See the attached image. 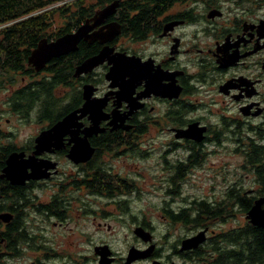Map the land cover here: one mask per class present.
I'll return each mask as SVG.
<instances>
[{
	"label": "flooded vegetation",
	"instance_id": "af4514ba",
	"mask_svg": "<svg viewBox=\"0 0 264 264\" xmlns=\"http://www.w3.org/2000/svg\"><path fill=\"white\" fill-rule=\"evenodd\" d=\"M263 6L260 0L178 1L156 17V23L154 24L156 30L154 31L152 28V32L144 37H136L129 33L124 34L120 22L113 18L115 13L106 18L102 25L106 22L117 21L121 25L119 34L105 44L98 41L89 43L81 40L78 47L81 42L89 45L97 44L99 46L98 51L86 57L82 56L71 73L64 77L62 84L57 86L63 89L77 85L76 94L71 101H68L71 105H76L72 110L81 108L85 102L83 95L85 85L93 87L92 97L94 99L106 98V103L102 108L104 118L100 119L98 123L99 131L87 137L89 145L93 148V153L85 162L75 163L70 160L68 152L73 143L69 141L71 135L68 134L62 138L61 148L51 146L49 150L35 153V138L41 132L48 130L58 120L55 122L48 119L38 120L39 130L23 143L16 140L6 144L0 143V179L4 184L2 189L6 187L7 190L14 191L18 189L20 192L16 197H11V192L8 191L7 194H4V192L0 194V215L3 216V218L0 216V232L2 233L6 225L16 217L20 221H24V227L25 225L28 226V221L36 215L46 219L45 221L54 217L56 221L53 224L62 226L64 217L58 219L54 215L48 214V207L51 205L50 200H52L53 194L58 191H78L81 192V196L84 191H110L108 196L103 192L94 196L97 199L104 198L105 205L120 208L121 213H126L130 208L128 203L130 196H136V193L143 190L138 181V177L141 175L137 171L139 164L129 165L128 161L147 160L151 156L152 153L146 149V144H149L152 137H148L147 132L151 122H155V124L159 123L160 138H164L161 144L166 145L161 153L162 159L175 154L176 158L170 165L171 167L174 166L175 174L179 170H182L184 175V172H193L197 169L202 171L213 169L219 173L218 176L226 177L219 179L222 186L226 183L223 193L228 189H232L237 191V196L236 198L232 196L230 199L228 198L229 200L226 197L220 199L217 196L211 199H199L209 206L220 204L221 215L214 218L207 217L205 223L196 229L192 228L187 236L178 240L177 246L171 248L169 253L163 250L159 242L154 241L153 229L149 223L147 224L145 213L140 212L141 216H138L139 214L131 215L135 222L134 228L141 227L151 233V241L145 242L140 238L141 243L144 242V246L136 249L145 250L151 244H154V249L149 256L137 260L147 261L150 264L153 261L160 264H171L174 262L172 258L176 256L184 263L189 260L200 263V260H196L198 258L192 257L194 255L192 252L202 247L206 252L205 255H207L206 258L203 257V260H205L203 264H214L217 257L215 247L219 246L220 243L223 246L220 250L225 252L222 257L228 259L236 257L232 254L238 253V248H236L238 240L224 238L228 237L233 231L241 229L243 225H235L222 232H217L213 225L216 222L226 223L229 219L236 220L237 217L234 216L239 211L242 212L238 200L244 195L242 179L236 177L229 180L231 183L227 184L226 182L227 162L223 159L227 158L228 145L232 144V149L236 151L234 153L241 155V157H244L245 145L250 143L264 145V9L261 13L259 12ZM92 16L86 18L77 27L84 24ZM100 26H97L94 30ZM121 37L127 38L132 44L139 45L146 44L149 40L155 42L156 39L159 40V49L151 54H147L145 50L143 52L136 51L132 47L125 49V47L118 44ZM107 44L113 48V53H125L128 56L140 58V62L137 61L138 64L148 61L146 63V74L159 72V90H163L165 84L175 81V85L180 88L178 95L169 98L150 94L148 97L137 98L143 92L146 80L142 78L138 68L131 65L127 67L123 79L126 92H129L128 90L132 91V98L129 101L123 98L122 100L121 94L116 95L120 86H110L111 80H107L105 77L110 67L106 61L91 71L83 72L78 76L74 75L77 65L88 57L97 54ZM73 52L75 51L61 57H64L65 62L71 61L73 56L70 55ZM42 70L39 71L42 72ZM21 81V86L24 87L28 84L29 78L22 77ZM103 82H106L104 88L99 86ZM21 86L14 89L11 85L15 91L20 89ZM66 96L68 95L57 97L64 100ZM155 102H159V117L156 118H154ZM140 104L142 106L136 108ZM7 105L9 111L17 115L18 122L30 121L31 113L35 109H25L23 105L17 108L16 105H12L10 102ZM1 111L0 109V116ZM78 122L81 123V126L78 127L77 134L82 137L88 130L86 128L92 124L89 114L80 118ZM194 123H196L197 128H202L200 136H197L199 138L184 134L189 125ZM163 133L168 135L163 137ZM1 135L10 137L9 132H7V135L1 133L0 137ZM11 137L14 138L15 134L11 133ZM107 139L113 140L108 145V151L98 146L101 142L99 140ZM149 148L151 149V147ZM13 152L23 154L24 159L32 156L36 163L42 166V169L53 167L40 172L39 174L43 175L40 178H28L22 184H12L5 177H1V174L6 158ZM217 156L223 159L215 162L211 161L212 158ZM64 161L73 168L68 170L69 172L62 166ZM94 165L95 167H92ZM131 165L132 168L135 167V170L130 168ZM243 166L244 158L243 164L237 166V170L241 171L242 168H245ZM89 167L93 168L91 173L87 172L90 170ZM26 172L30 173L31 169L27 168ZM88 180L93 181L94 184L90 186L87 182L85 183ZM173 184L175 185V183ZM256 189L255 186L246 191V194L252 195L256 193ZM36 191L42 192L43 196L44 193H47L48 199H40ZM263 195L256 194L255 198ZM63 196L68 198L65 193H63ZM71 197L75 200L80 199V197ZM68 201L69 198L64 200V203ZM95 202L97 203V201ZM172 202L168 204L167 201L165 203L162 201L160 209L158 207V213L160 210L162 219L165 221L180 224L179 222L170 221V213L177 214L183 210L182 207L178 208L179 206H176V204L171 205ZM163 203L165 207H162ZM42 207L47 211L37 214L36 209ZM121 207H125V209L123 210ZM188 207H190L189 212L194 214L192 201L184 206V208ZM245 220L247 219L245 218ZM98 225L100 226L101 223H98ZM201 230L205 231L206 239L204 242L197 248L180 251L181 240L193 236ZM219 237L223 239L220 240ZM96 257L99 260L98 255ZM111 257L115 259H113L114 262L117 261V257H114L113 252ZM126 257L122 259L123 262L120 261V264H124ZM137 260H134L131 264H136Z\"/></svg>",
	"mask_w": 264,
	"mask_h": 264
},
{
	"label": "rangeland",
	"instance_id": "374dc122",
	"mask_svg": "<svg viewBox=\"0 0 264 264\" xmlns=\"http://www.w3.org/2000/svg\"><path fill=\"white\" fill-rule=\"evenodd\" d=\"M67 1V0H65ZM65 1H58L52 4L49 8H55L61 6ZM261 5H264V0H260ZM264 9V6L259 11L260 13ZM55 24L52 28L58 27L63 22V18L58 15L55 16ZM158 42V43H155ZM155 42L149 40L146 44L131 43L127 38L121 37L119 39V46L127 48H133L136 51L145 52L147 54L154 53L156 49H159V40L155 39ZM155 48V49H154ZM22 77H16L13 84L0 87V130L1 133L7 135L10 133V137L1 135L0 143L6 144L13 141L23 143L26 139L33 134H36L39 130L40 124H38L39 110L33 109L30 117V121L18 122L17 115L9 111L7 105L9 94L13 93L14 89L22 85ZM18 78V80H17ZM17 80V81H16ZM105 83L100 84V87H105ZM12 85V87H11ZM77 85L69 86L68 88H56L57 96L68 95L61 102L67 103L71 101L72 97L76 94ZM66 89V91H64ZM154 106L156 111L154 112V118L159 117V102H155ZM8 119V121H6ZM41 121V120H40ZM39 121V122H40ZM159 123L155 124L151 122L148 126V137H152L149 144H146V149L151 154L146 159L142 160H129L128 164H139L137 171L141 174L138 177V181L141 184L143 190L136 193V196H130L129 209L126 213H121L120 208H116L111 205H105V199L88 194L84 191L82 196L81 192H65V195L69 196L70 204L68 209L65 210V217L61 225H54L56 221L54 217H51L47 221L41 216H34L28 222L29 230L32 231V237L28 243L23 244L20 247V252L16 255H9L5 253L2 255L0 264H98L97 255L93 251L95 245L107 244L109 249L114 253V257H117L116 262L111 264H120V261L126 257L128 249L141 248L144 246V242L135 236L132 232L134 228V219L131 215L145 213L147 224L152 227L153 239L163 247L166 253L171 251V248L177 246L178 240L187 236L192 228L196 229V225H182L178 223H170L162 219V214L159 210L162 201H167L168 204L179 206L181 208L187 205L190 201L198 199H211L214 196L223 198L224 184L219 182V179L225 176H218V172L213 169H207L202 171L200 169L184 172L181 179L175 178L174 166L170 165L175 160V154H171L169 158L162 159V151L165 148V144H161L164 139L160 138ZM0 133V134H1ZM11 133L15 134V137H11ZM164 135H168L163 133ZM167 137V136H165ZM159 142V143H158ZM151 147V149L149 148ZM233 145H228L227 158L223 159L220 156L212 158L211 161L223 159L227 162V184L231 183L236 177L242 179L244 190L248 191L255 187L252 181V175L245 169L237 170V166L243 164V157L238 155L232 149ZM235 147V145H234ZM177 155V153H176ZM222 155V154H221ZM168 159V160H167ZM167 160V162H166ZM62 166L66 168V171L72 170L65 161ZM131 169L132 165L130 166ZM243 172V173H242ZM234 173L233 175H231ZM68 174V173H67ZM215 174V175H214ZM236 174V175H235ZM247 174V175H246ZM133 176H135L133 174ZM175 183V185L173 184ZM215 189V190H214ZM169 192H168V191ZM40 199L47 200V193L36 191ZM252 195H256L253 193ZM80 197L79 200H75L73 197ZM96 199V200H94ZM81 200H83L81 202ZM97 201V203L95 202ZM164 203L162 207L164 206ZM165 207V206H164ZM235 211V210H233ZM236 213V211H235ZM38 214V213H37ZM138 216H141L139 214ZM245 213L238 212L234 217L236 220H228L226 223L216 222L213 228L218 232L225 231L232 226L244 225ZM233 217V218H234ZM98 223H101L99 226ZM204 258L207 255L203 256ZM115 260V259H114ZM172 260L179 264H203L205 260L200 263L193 261H186L185 263L179 257H173ZM124 260H122L123 262ZM136 264H150L147 261H136Z\"/></svg>",
	"mask_w": 264,
	"mask_h": 264
},
{
	"label": "trees",
	"instance_id": "16d2710c",
	"mask_svg": "<svg viewBox=\"0 0 264 264\" xmlns=\"http://www.w3.org/2000/svg\"><path fill=\"white\" fill-rule=\"evenodd\" d=\"M58 1L61 0H0V87H5L10 83L13 84L16 77H28V84L24 87L21 86L16 91L14 90L8 96V102L16 105L17 108L22 105L25 106V109L35 108L39 110L38 120L48 119L51 122L59 120L74 106L76 107V105H71L70 102L63 104L55 94L54 89L62 84L64 77L71 73L82 56L86 57L96 53L99 46L81 42L78 50L71 53L70 56H73L71 61L65 62L64 57L53 58L46 64L42 72H36L31 65L27 64V58L31 50L43 37L50 40L72 32L86 18L92 16L96 9H100L114 0H62L65 2L61 6L49 8ZM178 1L183 0H119L113 18L120 22L124 34L129 33L136 37H144L152 32V28V30H156V27H154L156 17ZM56 15L63 18V22L60 26L52 28L55 24ZM99 141L101 142L98 146L108 151V145L113 140ZM243 158V167L252 175V181L257 187L256 194H264V145L254 143L245 145ZM92 167H95V165ZM92 167H89L88 173H91ZM174 176L176 179H181L183 177L182 170H179ZM86 182L90 186L94 184L90 180ZM2 185L4 184L0 179V194L11 192V197L20 194L18 189L14 191L7 190L6 187L2 189ZM243 191L244 195L238 200L242 212L246 214L255 195H247L244 188ZM101 192L107 194V196L108 193L110 194V191H88V194L95 195ZM63 193L65 192H55L52 200H50L51 205L48 207V214L54 215L58 219L65 217L64 210L68 209V203H70L69 201L64 203V200H68L69 196L66 198ZM232 196L236 198L237 191L228 189L223 198L230 199ZM192 203L194 204V214L189 212L190 207L184 208L183 206L181 212L177 214L170 213V221L179 222L184 226L196 225L198 227L205 223L207 217L214 218L222 213L219 210L221 208L220 204L209 206L199 199L193 200ZM121 208L125 209V207ZM42 211L47 210L43 207L36 209L38 214ZM23 225L24 221H20L16 217L6 225L2 233L0 232V260L5 253L16 255L20 252L19 248H22L20 243L26 244L33 239L30 228L27 225L23 227ZM219 238L220 240L223 239L222 237ZM229 238L238 240V246L236 247L238 253L232 254L236 257L229 256L231 259L222 257L225 252L220 250L223 248L222 243H220L219 246L215 247L217 257L214 264H264L263 227L253 226L246 220L241 229L233 231L224 239ZM192 254H194L193 258H198L196 260L203 261L206 252L202 247H199Z\"/></svg>",
	"mask_w": 264,
	"mask_h": 264
},
{
	"label": "water",
	"instance_id": "95a60500",
	"mask_svg": "<svg viewBox=\"0 0 264 264\" xmlns=\"http://www.w3.org/2000/svg\"><path fill=\"white\" fill-rule=\"evenodd\" d=\"M118 5L119 0H114L104 5L95 11L93 16L87 19L84 24L80 25L72 32H68L52 40H49L46 37L41 38L37 45L31 50L27 58V64L33 66L36 71H39L42 70L53 58H58L72 51H76L78 43L81 40L89 43L98 41L101 44L111 41L117 34H119L121 25L117 21L106 22L104 25H102V23L105 22L106 18L115 13ZM97 26L100 27L94 30ZM112 51V47L108 44L104 45L97 54L88 57L81 64L77 65L74 75L78 76L83 72L91 71L106 61L110 67L105 74V77L107 80H111L110 86H120L116 95L121 94V99L123 98L124 100L129 101V99L132 98V91L130 92V90H128L129 92H126V86L123 79L125 78L124 76L127 67L131 65L134 68H138V71L142 74V78H145L146 80L144 90L137 98L148 97L150 94L169 98L178 95L180 88L175 85V81L165 84L163 87L164 89L159 90V72L157 73L154 71L155 73L151 72L146 74V63L148 61L138 64L137 61L140 62V58L128 56L125 53H113ZM92 89L93 87L91 85H85L83 92L85 102L82 107L68 112L48 130L41 132L35 138V153L49 150L51 146L61 148L62 138L68 134L71 135L69 141L73 143L68 152L69 159L75 163H79L85 162L91 157L93 148L89 145L87 137L96 134L99 131L98 123L100 119L104 118L102 115V108L106 103V98H101L100 100L94 99L92 97ZM140 106L142 105H137L136 108ZM86 114H89L92 124L86 128L88 130L85 132V135L81 137L77 134L78 127L81 126V123L78 122V120ZM201 129L202 128H197L196 123H194L189 125L187 130L184 131V134L190 137L196 136V138H199L197 136H200ZM34 161L35 160L32 156L24 159L23 154L13 152L6 158L1 177H5L12 184H22L24 180L28 178H40L43 176L39 174L40 172L53 167L50 166L42 169V166L38 165L36 161L34 163ZM27 168L31 169L30 173L26 172ZM0 216L3 218L2 215ZM245 218L254 226L264 227V195L254 199L252 205L245 214ZM134 234L145 242L151 241V233L141 227H135ZM205 239V231L201 230L193 236L182 239L179 249L180 251H183L197 248ZM153 249L154 244H151L145 250L130 248L124 264H131L134 260L146 258L151 254ZM93 250L99 257L98 264H110L114 259L111 257L112 252L106 244L95 245ZM152 264L160 263L153 261ZM171 264L175 263L172 262Z\"/></svg>",
	"mask_w": 264,
	"mask_h": 264
}]
</instances>
